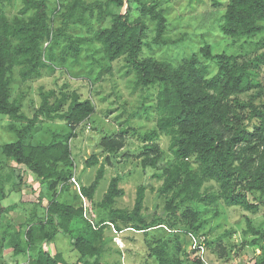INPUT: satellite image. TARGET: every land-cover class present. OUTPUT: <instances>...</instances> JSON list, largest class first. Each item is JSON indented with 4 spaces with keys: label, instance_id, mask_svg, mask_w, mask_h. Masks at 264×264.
Listing matches in <instances>:
<instances>
[{
    "label": "trees",
    "instance_id": "1",
    "mask_svg": "<svg viewBox=\"0 0 264 264\" xmlns=\"http://www.w3.org/2000/svg\"><path fill=\"white\" fill-rule=\"evenodd\" d=\"M134 1L140 6L141 14L155 23L152 43L157 46L176 45V42L170 43L164 38L168 28L165 11H157L142 0H107L105 6L98 1L90 4L86 0H69L60 6L63 9L59 13L62 24L57 29L52 27L51 22L55 17L51 20L46 0H23L20 16L12 21L2 6V3H10L11 0H0V114L16 122L29 123L21 131L11 127L19 140L3 146V153L16 166L25 167L34 174L41 186L47 187L54 195L59 187L60 192L68 188L74 177L75 163L70 141L75 136L72 133L63 136L54 134L49 143L37 145L28 144L26 140L41 115L52 122L66 120L76 128L91 117L95 107L90 100L82 101L74 93L68 112L62 114L60 111L67 95L51 106L49 96L44 94L41 107L31 120L21 112V104L12 101L13 76L15 70L19 69L24 82L32 80L42 76L43 69L53 72L55 60L65 63L68 53L78 62L83 44H99L110 63L125 59L126 65L137 76L136 87L158 89L156 111L159 119L156 130L146 137L151 140L157 133L168 135L173 158L167 160L159 146L148 143L144 147L143 166L154 169L153 177L163 181L160 193L169 198L166 207L169 217L151 223L144 220L142 210L146 187L138 190L132 213L114 209L116 200L124 195L119 187V178H114L102 202L109 220L100 215L96 222L86 221L85 228L79 232L74 226L80 223L78 219L84 216V209H77L57 199L48 206L46 221H57L64 233L76 237L74 247L80 264H100L105 230L110 224L117 225L119 231L124 230L118 225V218L144 233L154 228L168 227L175 234L179 251H182L180 234L196 239V245L184 251L182 258H174L170 254L167 241L155 246L152 255L159 264H207L204 256L199 255L200 247L208 242L206 237L201 240L199 236L205 224L198 220L199 215L190 210L189 205L205 203L206 207H219L222 204L252 214H257L264 206V75L260 76L259 72L264 66V55L240 61L226 53L215 56L211 46L206 45L202 55L210 64H202L196 56L185 59L178 66L147 57L145 48L151 47L147 40L149 25L145 19L133 17ZM111 7L124 9V13L106 20ZM94 21L99 25L97 29ZM262 22L264 0H227L220 31L225 38L250 39L263 31ZM79 27L86 29L90 36L75 37L68 33ZM61 39L67 40V43L57 57L54 49ZM48 43L46 53L44 46ZM46 54L48 62L45 60ZM102 145L105 151L114 154L124 148V141L121 138H106ZM98 162L99 159L93 156L86 164L93 167ZM193 163L198 165L196 171L191 170ZM104 170L105 167L101 166L95 181L81 189L89 202L94 200ZM210 182L218 185V192L208 193L206 190L202 193L204 184ZM43 200L44 194L41 193L39 205ZM11 213H17L16 207L4 209L0 205V236L3 235L2 218ZM37 216L35 211L12 237L9 247L16 256L25 255L34 247V227L38 223H45V220H37ZM179 216L184 220H179ZM25 226L27 231H23ZM256 234L261 238L254 240L253 245L260 246L264 232ZM44 236L49 241L56 238V234ZM217 249L221 257L229 259L223 246ZM261 259L257 264H264V254ZM28 264L70 263L61 253L41 250Z\"/></svg>",
    "mask_w": 264,
    "mask_h": 264
},
{
    "label": "rangeland",
    "instance_id": "2",
    "mask_svg": "<svg viewBox=\"0 0 264 264\" xmlns=\"http://www.w3.org/2000/svg\"><path fill=\"white\" fill-rule=\"evenodd\" d=\"M49 6V16L54 22L52 27L59 28L62 19L59 13L62 4L69 0H46ZM100 2L104 6L107 0H86L87 3ZM147 6H154L157 11H165L167 17V31L165 39L176 45L157 46L152 40L155 37V23L147 16L141 14L140 6L133 2V17L145 19L149 25L148 42L150 48H145V55L158 60L166 61L178 66L185 59L196 56L202 64H210L202 55L206 45L211 46L212 54L217 56L226 53L229 56L246 61L256 55H264V29L250 38L230 39L222 36L220 24L226 12L227 0H142ZM2 6L10 21L20 16L23 0L4 2ZM95 13L97 14L96 10ZM124 13V9L111 7L106 20ZM96 18V17H95ZM264 28V22L261 23ZM97 29L98 24L94 21ZM68 33L75 37H89L86 29L78 28L69 30ZM67 40L61 39L54 49L57 57L61 55ZM46 44L44 49L47 53ZM83 51L76 62L70 53L66 56L65 63L55 60L54 71L43 69L42 76L24 82L16 69L13 76L12 101L20 103L21 112L27 118L33 119L41 107L43 95L49 96L51 106H55L63 95L67 99L61 108V113L68 112L72 96L77 93L82 101L90 100L95 111L82 125L73 128L66 120L48 121L43 115L35 128L30 131L27 143L37 145L49 143L54 134L67 135L72 133L75 137L70 141L72 157L75 163L74 177L78 186L72 181L68 188L54 195L47 187L41 186L34 174L25 167L16 166L3 153V146L15 143L18 131L28 126L27 121L16 122L0 114V205L5 209L15 207L26 202V207H21L22 212L4 215L2 218V236H0V264H28L35 259L41 250L53 254L61 253L70 264H80L79 255L74 247L72 236L64 233L57 221L47 222L46 214L51 201H66L75 208H83L84 216L78 219L80 223L74 229L81 232L86 221L96 222L100 215L109 220L102 202L114 178H119V187L124 195L118 198L113 205L114 209L132 213L135 208L137 193L141 187H146V198L142 215L147 223L156 219L169 217L166 211L169 198L162 196L160 191L163 181L156 179L155 170L144 168V147L146 144L159 146L161 153L167 160L173 158L170 152V137L157 133L151 140L146 136L156 130L159 113L156 111L158 89H144L136 87L137 76L127 65L124 58L110 63L104 56L99 44L86 43L82 45ZM48 62V56H45ZM260 76L264 75V66L259 70ZM106 138H121L124 148L114 154H109L102 147ZM93 156L99 159L97 165L88 167L86 162ZM9 166L14 167L11 169ZM105 167L104 177L95 194L93 202L85 198L80 189L89 187L96 179L98 170ZM198 165L193 163L191 170L196 171ZM73 179V178H72ZM71 179V180H72ZM218 192L219 187L214 182L205 183L202 193ZM44 194V200L39 205V196ZM60 194V195H59ZM56 196H59L58 198ZM25 200V201H22ZM206 207L205 203H191L190 210L199 215L198 220L205 226L199 231L201 240L208 239L202 245L203 254L207 264H257L262 261L264 254V238L259 241L260 246L253 245L254 240L261 238L256 232H264V206L257 214L245 212L241 208H227L224 205ZM37 212V220H45L44 224H37L35 229V245L27 254L16 256L11 249V239L26 224L28 218ZM179 220H184L182 216ZM93 220V221H92ZM189 221V219H188ZM249 222L251 228H249ZM118 225L124 229L119 231L117 225L110 224L103 235V253L100 264H159L153 257L152 249L167 241L169 252L174 258H182L183 252L196 245V239L180 234L182 251L176 246L175 234L168 227L154 228L148 233L136 231L132 225H126L118 218ZM129 226L130 228H126ZM77 227V228H75ZM27 231L25 226L23 231ZM56 234L53 241L48 237ZM218 246L225 248L229 259L220 256ZM197 255V254H196ZM198 255V256H199ZM261 255V256H260Z\"/></svg>",
    "mask_w": 264,
    "mask_h": 264
},
{
    "label": "crops",
    "instance_id": "3",
    "mask_svg": "<svg viewBox=\"0 0 264 264\" xmlns=\"http://www.w3.org/2000/svg\"><path fill=\"white\" fill-rule=\"evenodd\" d=\"M22 201H25V200H22ZM26 204H27L26 202H21L20 205L15 206V207H16V211L22 212V211L20 210V208H21V207H26V206H27Z\"/></svg>",
    "mask_w": 264,
    "mask_h": 264
},
{
    "label": "built area",
    "instance_id": "4",
    "mask_svg": "<svg viewBox=\"0 0 264 264\" xmlns=\"http://www.w3.org/2000/svg\"><path fill=\"white\" fill-rule=\"evenodd\" d=\"M71 181H72V183H74L76 186H78V183L76 182L75 177H73V179H72ZM80 191H81V189H80ZM200 250H202V246L200 247ZM200 252H201V251H200ZM201 256H203V254H202Z\"/></svg>",
    "mask_w": 264,
    "mask_h": 264
}]
</instances>
